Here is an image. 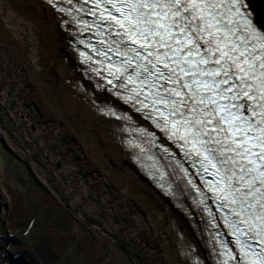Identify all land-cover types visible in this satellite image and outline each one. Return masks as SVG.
<instances>
[{"label": "snow or ice", "instance_id": "snow-or-ice-1", "mask_svg": "<svg viewBox=\"0 0 264 264\" xmlns=\"http://www.w3.org/2000/svg\"><path fill=\"white\" fill-rule=\"evenodd\" d=\"M250 8L248 0H92L94 22L81 29L107 34L97 55L120 57L107 64V83L120 80L126 93L114 95L138 104L199 164L197 174L216 178L206 183L230 213L224 223L238 249L220 241L221 264H264V23Z\"/></svg>", "mask_w": 264, "mask_h": 264}, {"label": "bare ground", "instance_id": "bare-ground-1", "mask_svg": "<svg viewBox=\"0 0 264 264\" xmlns=\"http://www.w3.org/2000/svg\"><path fill=\"white\" fill-rule=\"evenodd\" d=\"M248 1L254 4L251 9L255 16L264 23L263 1ZM26 3L36 5L39 11L36 12L29 5H18L16 0H0V39L8 50L12 44L17 46L14 52L21 63V76L28 78L24 83L30 88L29 95L25 96L21 88L23 77H12L15 73L11 63L9 59L2 58L3 51L0 50V107L3 103L16 99L14 106L8 107L4 113L0 112V135L4 131L11 148L15 151L23 150L21 156L30 157L36 162L32 165L34 173L41 181L50 183L52 189L58 190L74 213L79 210L83 219L78 221L84 227L89 226V222H96L117 240L120 233L125 231L130 241L143 227L150 233V243L159 249L161 264H187L180 255V247L185 243L194 244L206 264H211L204 241L197 233L199 222L189 220L177 206L157 192L136 169L130 158L123 157L115 166H110L111 173L104 167L105 163L108 164V159L102 163L95 158L94 154L105 155L111 149L123 152L116 144L114 125L99 117L88 100L84 101L86 94L80 95L74 90L75 81L79 80L87 93L93 92L103 99L105 94H97L92 85L75 69L77 65L68 43L64 45L68 38L60 28L57 15L38 0H26ZM52 25L54 32L45 34L47 27ZM57 45L61 47L57 48ZM51 49L52 53L48 55ZM66 71L69 73V83L63 78ZM34 87L42 100V114L39 116L23 106L25 102L37 99L33 94ZM95 122L106 127L105 130H99L98 139L92 131V127L96 126ZM60 125L73 135L85 156L95 162V168L87 163L78 164L70 155L60 152L61 150L56 151L60 153L52 157L49 151L45 152L49 154L48 157L40 153L41 150L50 148V141L55 140V130L60 129ZM30 126L35 127L33 135L29 132ZM4 147L7 148V144ZM51 161H60V170L56 171L51 167ZM3 165L0 154V226L6 216L5 207L8 202L6 188L1 181ZM41 166L45 172L39 168ZM82 173L89 177L88 183L75 179ZM104 173H108L105 179L102 178ZM73 180L76 181L73 183ZM82 188L85 190L80 191ZM114 193L116 196L110 199ZM92 214L95 216L92 217ZM118 217L119 222L116 221ZM181 231L183 239H178L177 233ZM100 244L106 246L104 241H100ZM16 249L18 252L24 250ZM27 250L28 254L19 264H46L47 261L40 255L39 258L32 256L34 251L30 247ZM1 255L0 253V264H3L6 261L2 260ZM132 256L135 264H147L143 255L134 253ZM52 259H59L66 264L69 258L58 251L54 252Z\"/></svg>", "mask_w": 264, "mask_h": 264}, {"label": "rangeland", "instance_id": "rangeland-1", "mask_svg": "<svg viewBox=\"0 0 264 264\" xmlns=\"http://www.w3.org/2000/svg\"><path fill=\"white\" fill-rule=\"evenodd\" d=\"M16 4L22 6L29 5L36 12L39 11V7L26 3V0H16ZM250 5L254 6V4ZM255 20L263 23L257 16H255ZM53 32L54 25L48 26L45 34ZM64 45H67V41L64 42ZM59 47L61 46L57 45V48ZM15 48L17 46L12 44L9 46L10 50H8L4 46L2 39H0V50L3 51L2 58L4 60L9 59L10 66H12L15 73L12 77L18 78L22 74V67L19 58L15 55ZM51 51L52 49L48 55H51ZM51 73L54 74L53 71ZM68 74V71H66L63 78L65 82L69 83ZM21 77H23L21 81L23 82L21 85L22 92L25 93V96L29 95L30 88L24 83L28 81V78L26 76ZM33 94L37 99L32 102H25L23 106L27 110H30L32 114L39 116L42 114V100L38 95L36 87H34ZM14 100L10 101V103H3L2 107H0V112L4 113V110L8 109V107L14 106ZM95 125L92 127V131L95 133L93 135L97 138L99 130H105L106 127L98 122H95ZM35 131V127L30 126V134L33 135ZM55 137V140L50 141V148L41 150L40 153L45 154V152L49 151L52 157L63 152L65 155H70L72 160L80 165L87 163V165L93 168L96 167L95 162L93 163L91 159L85 156L76 139L63 125H60V129L55 130ZM5 144L9 148L4 147ZM58 150L61 151L56 152ZM23 152V150L15 151V149L11 148L9 138L3 131L2 135H0V154H2L4 161L1 171V181L6 188L8 202L5 207L6 216L0 226V235L4 237L5 232L8 230L21 238L29 222L34 220L35 227L30 240L32 250L34 251L32 256L38 257L40 255L43 257V260L47 261H45L46 264H63L59 259H52L54 252L58 251L68 255L69 259L66 264H135L132 261V254L134 253L143 255L147 264H161L159 249L155 244L150 243V233L143 227L133 235L132 241L127 238L125 231L120 233L118 240L114 239L108 231H104L96 222H89V226L84 227L78 221V219H83L79 210L77 209L74 213L72 208L68 207L66 201L62 199V195L58 190L52 189L50 183L41 181L33 171L32 165L36 162L30 157L21 156ZM47 154H45V157L49 156ZM94 156L102 163H105L107 159L109 160V167L107 163L104 164V167L110 173V166H115L119 163V160L125 157L114 149L109 150L105 155L96 153ZM125 159L127 158L125 157ZM60 164V161H51L50 166L57 171L62 167ZM39 168L42 172L46 171L42 166ZM104 175L102 174L103 179L108 177V173H104ZM75 179L78 182L79 180H83L85 183H88L89 177L82 173ZM76 180H73V183ZM84 190V188L80 189V191ZM114 195L115 193L110 199L116 196ZM91 216L95 215L92 214ZM119 218H116L117 222H119ZM116 230L119 232L118 227H116ZM100 241H104L106 246H101ZM142 261L144 260L142 259Z\"/></svg>", "mask_w": 264, "mask_h": 264}]
</instances>
